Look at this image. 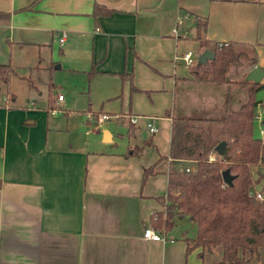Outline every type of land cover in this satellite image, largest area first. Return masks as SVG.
Listing matches in <instances>:
<instances>
[{
    "label": "crops",
    "instance_id": "crops-1",
    "mask_svg": "<svg viewBox=\"0 0 264 264\" xmlns=\"http://www.w3.org/2000/svg\"><path fill=\"white\" fill-rule=\"evenodd\" d=\"M0 11L11 14L0 24V64L15 68L9 83L0 81V264L219 263V246L189 250L185 232L179 236L174 227L163 232V241L145 238L144 231L163 210L157 197L167 189L169 168L191 165L169 156L172 115H196L178 105V92L193 101L203 92L207 107L217 100L209 95L214 83L195 79L176 55L192 50L189 43L202 48L198 35L252 46L256 64L234 81L247 91L249 71L258 65L264 72V0H0ZM60 73L96 80L108 98L118 94L121 82L128 81L132 92L133 73L134 84L146 93H135L133 101L131 95L121 110L136 118L124 120L127 141L118 144L107 125L101 146L67 134L72 110L66 96L58 99ZM229 74L222 84L232 81ZM261 90L255 95V120L262 118L263 124ZM241 95L221 96L225 111L244 102ZM58 107L66 109V122L56 117ZM94 111L89 121L104 113ZM151 119L155 132L147 124ZM141 125L152 133L150 144L139 142ZM163 139L168 153L160 151ZM136 145H144L142 152L127 155ZM154 163L157 172L143 183L144 167ZM263 259L264 247L244 264H263Z\"/></svg>",
    "mask_w": 264,
    "mask_h": 264
},
{
    "label": "trees",
    "instance_id": "trees-1",
    "mask_svg": "<svg viewBox=\"0 0 264 264\" xmlns=\"http://www.w3.org/2000/svg\"><path fill=\"white\" fill-rule=\"evenodd\" d=\"M10 17L9 12L0 11V24H7ZM197 38L203 49L215 54L206 62L197 58L189 66L199 81L222 84L227 81L232 66L241 64L242 58L248 59L250 66L257 62L256 56L248 57L242 47L246 43L216 41L202 35ZM14 72L11 64H0V81L9 83ZM129 79L132 91H139L133 82V73H129ZM246 84V100L222 115H172L169 156L175 161L187 160L191 165L176 163L169 168L167 189L157 197L163 210L152 218L154 228L169 231L188 216L196 224V232L185 233L187 248L221 247L222 260L217 264L247 263L258 258L264 247V198L255 195L261 176L256 178L253 173V167L264 166V135L255 134L258 105L255 95L264 88V82L247 81ZM49 100L50 103L53 100L51 91ZM166 114L172 112L169 110ZM132 127L133 124L129 135H133ZM222 141L225 147L219 153L216 147ZM144 145L130 146L127 155H139ZM156 164L144 167L143 183L157 172ZM226 169L234 175L232 184L223 178ZM259 190L264 194L263 188Z\"/></svg>",
    "mask_w": 264,
    "mask_h": 264
},
{
    "label": "rangeland",
    "instance_id": "rangeland-1",
    "mask_svg": "<svg viewBox=\"0 0 264 264\" xmlns=\"http://www.w3.org/2000/svg\"><path fill=\"white\" fill-rule=\"evenodd\" d=\"M192 50L195 54L198 55V52H201L203 49L199 48L198 44L195 43H189ZM245 49V52L247 53L248 57L255 56L254 48L252 46L243 45L242 46ZM248 59L242 58V62L239 65L232 66L231 71L229 74L232 81L227 82L226 84H217L214 83L210 86L209 95H214L217 100L216 103H213L212 107H207L206 104V98L203 97L204 93H200L198 91V96L200 97L199 101H193L189 100V96L186 92L179 93V96L177 98L178 105L186 106L187 111H192L193 114L200 115V116H219L222 115L225 112V106H222V100L221 96H229L230 99L233 98L235 95H241L242 97H247V91L244 90L243 86H241L237 81L236 78L241 73V71H244L250 67ZM184 67V65H183ZM187 71V70H186ZM244 82H246V78L243 77ZM55 82L58 84L59 92L63 94V96L67 97V108H71L72 111L68 114V119L70 122L71 130L70 132H67V134L71 135L73 139H77L80 142H84L85 138H88L89 141H91L94 145H102L100 142V137L102 134V125H107L111 131L115 135L116 142L119 144L122 141H127L128 136V124L124 120H130L132 122L131 117H127L126 113H122V108H125L128 106V100H130V96L132 95V100L134 99V94L137 92H145L144 90L139 91H132L130 92V87L128 81L121 82L120 83V89L118 91V94L108 98L104 97L103 93H100L98 91V87L96 84V80H92L89 82L88 76L86 77L84 74H74L69 76L65 73H60L59 76L55 78ZM16 83V81L14 82ZM201 82V85H203ZM94 84V87H93ZM38 85L41 88V91H46V85L44 81H38ZM244 83V87H245ZM21 87L20 84H16V88L19 91V88ZM93 87V88H92ZM247 87V86H246ZM209 89V88H205ZM57 94V93H56ZM181 95V96H180ZM208 95V94H206ZM192 96V95H191ZM259 97L264 98V90H261L258 94ZM41 100V99H40ZM124 101V106L121 107V101ZM245 99H243L244 101ZM232 101V100H231ZM127 103V104H126ZM126 104V106H125ZM57 118L62 120V122H66V119L64 117V110H66L64 107H58L57 108ZM92 110V111H90ZM104 112L99 113L95 115L90 121L88 113L89 112ZM107 112V113H106ZM119 112V113H117ZM108 115L109 118H106L102 121L101 117L102 115ZM129 114V113H127ZM65 119V120H64ZM262 119V118H261ZM260 120H255V134L259 136H263L261 130H263V124ZM123 120V121H122ZM80 122L82 125H80ZM103 123V124H102ZM161 121H158V124H160ZM140 129L138 130L140 143H143L145 140H150L152 137V133L148 131L147 128H145L143 125H141ZM86 130L88 133H86ZM160 133L158 132L156 136H159ZM136 142V138L132 139ZM104 143V142H103ZM162 147H160L161 152L168 153V141L163 139L161 141ZM103 146H107L106 144H103ZM166 148V149H165ZM253 173L256 178L260 177V180L256 183L257 187L259 189H264V166L262 168H258L257 166L253 167ZM158 213V212H157ZM155 214V216L157 215ZM153 226V223H152ZM156 229V228H155ZM158 230V229H156ZM161 232H164V229L160 230ZM172 232H177L179 236H181L184 232L189 234H194L196 232V224L188 217L185 216L184 218H181L178 223L174 226ZM255 261V260H254ZM258 263L257 261L255 262ZM253 264V263H252ZM264 264V259H263Z\"/></svg>",
    "mask_w": 264,
    "mask_h": 264
},
{
    "label": "built area",
    "instance_id": "built-area-1",
    "mask_svg": "<svg viewBox=\"0 0 264 264\" xmlns=\"http://www.w3.org/2000/svg\"><path fill=\"white\" fill-rule=\"evenodd\" d=\"M175 34H177V29H174ZM185 35V34H184ZM65 39H66V32L63 31L60 35L59 41H60V47L63 48L64 47V43H65ZM176 59H181L185 62L186 65H192L196 59H197V55L194 53L193 50H188L182 54L176 55L175 57ZM58 99L62 100L63 99V94H59L58 95ZM53 113L56 112V109L52 110ZM106 118H109L108 115L104 114L102 115L101 119L102 121ZM133 122L136 121V118H132L131 119ZM148 127L150 129L151 132H155L157 130L156 124H155V119H151L148 121ZM262 134L264 135V130H261ZM214 156L212 155L211 158H213ZM189 168H187L188 170ZM255 195L257 198L259 199H263L264 198V194L259 190H255ZM144 237L147 239H152V240H165V234H163V232L154 229L153 227H147L145 228L144 231Z\"/></svg>",
    "mask_w": 264,
    "mask_h": 264
},
{
    "label": "water",
    "instance_id": "water-1",
    "mask_svg": "<svg viewBox=\"0 0 264 264\" xmlns=\"http://www.w3.org/2000/svg\"><path fill=\"white\" fill-rule=\"evenodd\" d=\"M215 56L214 52L210 49H205L202 53L199 54L198 60L206 62L208 59H213ZM59 65H57L58 67ZM264 75V72L262 68L258 65H256L253 69H251L247 75V79L253 82H261L262 77ZM263 123H264V116H263ZM225 147V141H222L219 143L216 147V151L219 153L223 152V149ZM223 178L228 184H232L234 175L231 174V172L226 169L223 171Z\"/></svg>",
    "mask_w": 264,
    "mask_h": 264
}]
</instances>
